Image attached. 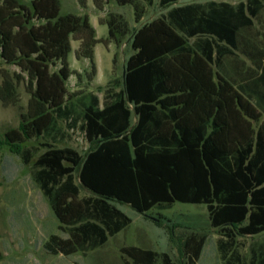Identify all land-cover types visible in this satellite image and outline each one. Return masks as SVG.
I'll list each match as a JSON object with an SVG mask.
<instances>
[{
  "label": "trees",
  "instance_id": "trees-1",
  "mask_svg": "<svg viewBox=\"0 0 264 264\" xmlns=\"http://www.w3.org/2000/svg\"><path fill=\"white\" fill-rule=\"evenodd\" d=\"M114 1L131 6L140 22L137 0ZM178 1L159 0L171 8L133 30L121 87L107 89L101 104L93 93L77 96V114L66 88L67 57L77 41L75 59L89 60L95 75L100 40L88 17L60 15L59 0H0V61L19 69L3 74L0 102L17 103L23 82L30 96L18 127L0 135V151L29 163L25 144L52 140L59 120L81 121L90 145L81 156L41 144L46 151L33 164L34 181L68 234L51 235L48 253L86 254L106 244L131 223L112 202L141 214L183 203L205 206L222 264H264V243L246 257L240 240L264 232V37L254 22L264 0L173 7ZM118 18L107 24L110 38L128 33ZM74 173L90 196L80 197ZM204 241H182L186 264L197 263ZM120 251L126 264H174L166 252Z\"/></svg>",
  "mask_w": 264,
  "mask_h": 264
},
{
  "label": "rangeland",
  "instance_id": "rangeland-1",
  "mask_svg": "<svg viewBox=\"0 0 264 264\" xmlns=\"http://www.w3.org/2000/svg\"><path fill=\"white\" fill-rule=\"evenodd\" d=\"M206 1L211 0H180L175 6ZM212 1L235 4L244 0ZM59 2L60 15L87 16L95 30L96 38L100 40L94 48L93 76L89 60L75 59L74 51L79 43L71 41L72 50L68 54L67 62L72 75L66 83V88L72 104L77 96L88 93L95 94L101 104L107 89L118 90L122 85L126 60L132 53L129 40L133 30L160 17L171 8H161L159 0H152L151 5L137 0V13L141 11L142 18L136 24L133 8L118 6L114 0H102L100 6H96L93 0H85L84 5H80L77 0ZM113 17H119L127 23L129 30L125 36L117 33L114 38L108 36L107 24ZM254 22L255 31L264 37V13ZM58 67L57 64L51 70L56 71ZM5 72L12 76L19 73V69L16 66L4 65L0 61V84ZM25 86L24 82L16 86L17 103L3 106L0 102V135L8 129L17 128L21 122L30 97ZM74 110L77 114L81 113L78 105L74 104ZM80 127L81 121L72 125L70 120H59L52 140L49 137L28 141L24 150L29 151V163H25L20 154L6 148L0 151V264H126V258L120 250L128 246L166 252L174 264H186V260L181 256V243L193 236L205 238L196 264H222L217 249L218 234L209 227L205 206L183 203H174L171 207L155 208L141 214L128 205L112 202L131 219V223L116 235L109 237L106 244L86 254L64 256L48 253L44 243L51 235L66 238L68 234L67 231L59 229V221L51 210L47 197L34 181L33 164L38 156L46 151L41 145L45 143L56 148H71L84 156L90 150V145ZM74 181L80 187L76 173ZM88 196L90 193L80 187V197ZM240 240L245 246L242 253L248 257L249 248L257 249L264 243V232Z\"/></svg>",
  "mask_w": 264,
  "mask_h": 264
},
{
  "label": "crops",
  "instance_id": "crops-1",
  "mask_svg": "<svg viewBox=\"0 0 264 264\" xmlns=\"http://www.w3.org/2000/svg\"><path fill=\"white\" fill-rule=\"evenodd\" d=\"M179 2V1H178ZM207 2V1H206ZM205 3V2H204ZM175 5H173V7H174ZM180 6V5H179ZM246 62V65L248 66V65H250V63H249V61L248 60H246L245 61ZM136 121V119L135 118H133V123ZM129 247V246H128ZM135 247V246H134ZM123 248V247H122ZM121 248V249H122Z\"/></svg>",
  "mask_w": 264,
  "mask_h": 264
}]
</instances>
